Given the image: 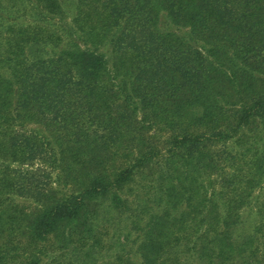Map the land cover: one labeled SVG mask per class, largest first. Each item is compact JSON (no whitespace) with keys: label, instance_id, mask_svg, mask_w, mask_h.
Wrapping results in <instances>:
<instances>
[{"label":"trees","instance_id":"1","mask_svg":"<svg viewBox=\"0 0 264 264\" xmlns=\"http://www.w3.org/2000/svg\"><path fill=\"white\" fill-rule=\"evenodd\" d=\"M0 264H264V0H0Z\"/></svg>","mask_w":264,"mask_h":264}]
</instances>
